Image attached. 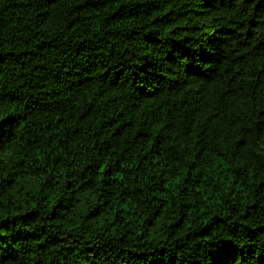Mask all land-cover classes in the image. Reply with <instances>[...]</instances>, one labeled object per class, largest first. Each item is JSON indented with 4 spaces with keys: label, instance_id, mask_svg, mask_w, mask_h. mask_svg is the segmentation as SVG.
<instances>
[{
    "label": "trees",
    "instance_id": "obj_1",
    "mask_svg": "<svg viewBox=\"0 0 264 264\" xmlns=\"http://www.w3.org/2000/svg\"><path fill=\"white\" fill-rule=\"evenodd\" d=\"M0 264H264V0H0Z\"/></svg>",
    "mask_w": 264,
    "mask_h": 264
},
{
    "label": "clouds",
    "instance_id": "obj_2",
    "mask_svg": "<svg viewBox=\"0 0 264 264\" xmlns=\"http://www.w3.org/2000/svg\"><path fill=\"white\" fill-rule=\"evenodd\" d=\"M101 171H103V169ZM120 178L123 179L122 174H120ZM217 203H222V201H217ZM202 211H204V210H202Z\"/></svg>",
    "mask_w": 264,
    "mask_h": 264
}]
</instances>
